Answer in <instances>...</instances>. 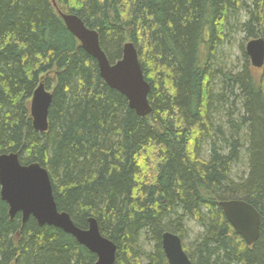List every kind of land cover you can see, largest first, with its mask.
<instances>
[{
  "label": "trees",
  "instance_id": "obj_1",
  "mask_svg": "<svg viewBox=\"0 0 264 264\" xmlns=\"http://www.w3.org/2000/svg\"><path fill=\"white\" fill-rule=\"evenodd\" d=\"M56 2L99 32L112 63L126 42L135 44L152 112L138 115L106 84L52 0H0V155L46 167L58 209L82 229L94 217L117 246L115 264H169L162 235L183 240L187 218L204 229L192 249L184 246L193 264H264V82L244 44L242 69L215 61L231 19L245 13L242 30L258 37L263 0ZM42 81L53 94L46 133L33 128L30 113ZM221 113L229 127L216 122ZM243 149L248 173L234 180ZM234 199L260 214L252 246L220 206ZM96 261L62 229L11 219L0 185V264Z\"/></svg>",
  "mask_w": 264,
  "mask_h": 264
},
{
  "label": "water",
  "instance_id": "obj_2",
  "mask_svg": "<svg viewBox=\"0 0 264 264\" xmlns=\"http://www.w3.org/2000/svg\"><path fill=\"white\" fill-rule=\"evenodd\" d=\"M53 5L83 50L97 61L100 76L106 84L122 93L127 98L129 107L138 115L148 116L152 112L148 98L151 86L145 79L135 44L126 42L121 59L112 63L101 46L96 29L88 27L77 15L63 12L56 0H53ZM245 51L253 67L264 66V38L249 40ZM52 99V92L42 81L34 91L30 105L32 125L37 132L46 133L49 130ZM0 185L1 197L9 206L11 219L21 214L23 222L34 217L40 226L49 225L62 229L97 255L94 264H115L117 246L101 233L94 217L89 219L88 228L82 229L76 226L69 213L58 209L50 173L46 167L40 163L22 164L19 153L2 154ZM220 206L236 232L249 246L254 245L261 231L258 210L239 199L221 201ZM162 246L169 264H193L179 235L165 232L162 235Z\"/></svg>",
  "mask_w": 264,
  "mask_h": 264
},
{
  "label": "rangeland",
  "instance_id": "obj_3",
  "mask_svg": "<svg viewBox=\"0 0 264 264\" xmlns=\"http://www.w3.org/2000/svg\"><path fill=\"white\" fill-rule=\"evenodd\" d=\"M53 1V0H52ZM262 23L260 28V33L258 37L264 38V0L262 5ZM246 21V15L242 17H237L236 19H231L230 21V28H226V34L228 35L227 41L218 49L215 61L217 65H221L227 70H240L244 66V57L242 55V52L240 50V46L242 44L246 45V43L251 40L247 38L245 32L241 28V24ZM249 64L253 68V73L256 77L262 78L264 82V66L262 68H255L251 65L250 59ZM228 109L230 108V105L227 106ZM219 115V116H218ZM216 117V122H223L226 126L229 127V124L227 123L228 115L227 114H218ZM201 157L203 156L205 159L209 156V150H208V144L203 143L201 147ZM146 157H149L151 155V152L146 151L145 153ZM151 161V160H150ZM140 163H142V160H140ZM248 157L245 154V149L241 151V159L239 163L234 167L233 171V179L237 180L241 176H245L248 173ZM186 235L183 238L184 246H186L188 249H192L195 242L198 240L200 234L203 233L204 229L202 225L196 221L193 218H187L186 219ZM142 244L144 246V249L147 251L151 250L152 244H150L148 241L145 242L144 239H142Z\"/></svg>",
  "mask_w": 264,
  "mask_h": 264
},
{
  "label": "bare ground",
  "instance_id": "obj_4",
  "mask_svg": "<svg viewBox=\"0 0 264 264\" xmlns=\"http://www.w3.org/2000/svg\"><path fill=\"white\" fill-rule=\"evenodd\" d=\"M223 201V200H222Z\"/></svg>",
  "mask_w": 264,
  "mask_h": 264
}]
</instances>
